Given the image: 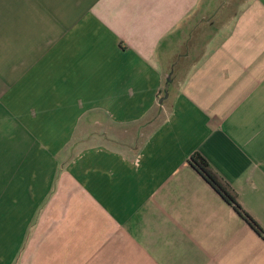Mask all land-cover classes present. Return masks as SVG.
<instances>
[{"label": "crops", "instance_id": "0c3cea01", "mask_svg": "<svg viewBox=\"0 0 264 264\" xmlns=\"http://www.w3.org/2000/svg\"><path fill=\"white\" fill-rule=\"evenodd\" d=\"M264 0H0V264H264Z\"/></svg>", "mask_w": 264, "mask_h": 264}, {"label": "trees", "instance_id": "16d2710c", "mask_svg": "<svg viewBox=\"0 0 264 264\" xmlns=\"http://www.w3.org/2000/svg\"><path fill=\"white\" fill-rule=\"evenodd\" d=\"M189 163L192 168L201 174L207 183L216 190L222 199L231 205L237 214L241 216L251 227L252 230L257 233L261 238L264 239V228L258 224L247 211L237 201V195L235 192L226 184L223 183L222 179L211 169L210 164L200 154H194L190 157Z\"/></svg>", "mask_w": 264, "mask_h": 264}]
</instances>
